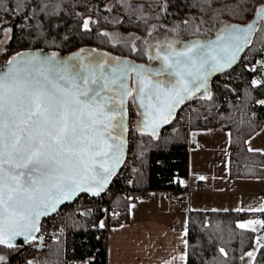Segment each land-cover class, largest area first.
I'll use <instances>...</instances> for the list:
<instances>
[{
    "label": "trees",
    "instance_id": "1",
    "mask_svg": "<svg viewBox=\"0 0 264 264\" xmlns=\"http://www.w3.org/2000/svg\"><path fill=\"white\" fill-rule=\"evenodd\" d=\"M71 1L0 0V39L6 29L10 31L1 53L5 61L20 51L69 53L85 47L138 59L146 54L142 46L150 30L181 39L211 38L225 25L253 22L256 8L264 4V0H211L210 4L203 0H89L68 10ZM254 28L253 42L244 48L237 65L220 71L206 96L188 99L194 108L183 121L172 118L156 135L138 132L130 184L114 180L111 189L94 201H108L115 190L125 187L111 197L109 204L127 219L130 202L145 196L142 190L183 188L180 179L188 175V136L196 129L228 131L230 177L264 178V152L247 147V140L264 123V67L256 65L264 54V20L259 17ZM110 31L134 33L138 51H133V41L112 42ZM241 64L242 71L232 73ZM229 73L232 76L227 79ZM256 77L259 81L253 84ZM257 214L264 215V211L188 210L186 264H240L253 244L254 231L239 226L238 221ZM102 217L98 204L72 206L67 232L70 256L88 258L89 264H106V235L97 224ZM118 221L113 219L111 223ZM33 246V241L23 247L0 244V252L12 251L0 264L60 263L61 244H51L41 256H35ZM250 264H264V244Z\"/></svg>",
    "mask_w": 264,
    "mask_h": 264
},
{
    "label": "snow or ice",
    "instance_id": "2",
    "mask_svg": "<svg viewBox=\"0 0 264 264\" xmlns=\"http://www.w3.org/2000/svg\"><path fill=\"white\" fill-rule=\"evenodd\" d=\"M255 13L264 20V4ZM254 25H225L215 41L161 42L150 57L160 61L155 69L79 53L13 56L0 71V244L13 247L18 236L27 242L49 210L79 192L103 191L122 162L128 97L154 132L186 97L207 93L209 75L230 67L253 42Z\"/></svg>",
    "mask_w": 264,
    "mask_h": 264
},
{
    "label": "crops",
    "instance_id": "3",
    "mask_svg": "<svg viewBox=\"0 0 264 264\" xmlns=\"http://www.w3.org/2000/svg\"><path fill=\"white\" fill-rule=\"evenodd\" d=\"M197 136L198 133L192 134L191 139L194 140ZM196 145L195 141L193 147ZM193 147L188 148V175L180 179L182 186L187 190L180 194L178 208L169 206L170 193L167 189H152L145 199L131 203L125 223H111L113 219L106 218L98 220L100 228L107 227L106 264H186L188 210L250 211L260 206L264 209V178L230 177L227 171L228 155L224 171L222 166L219 167V163H216L219 172L217 168H210L203 172V175H197H207V179L195 178V185L190 182ZM198 147L202 148V145ZM251 149L264 152L260 147ZM211 151L217 156L219 148L217 145H211ZM211 167L214 165L211 164ZM196 173L199 172L196 170ZM195 191L218 193V197L210 194L211 196L199 198L196 197L198 194L193 195ZM221 194H224V197H220ZM250 194L255 195L256 199L250 201L252 206H246ZM200 205L208 206L206 208Z\"/></svg>",
    "mask_w": 264,
    "mask_h": 264
},
{
    "label": "rangeland",
    "instance_id": "4",
    "mask_svg": "<svg viewBox=\"0 0 264 264\" xmlns=\"http://www.w3.org/2000/svg\"><path fill=\"white\" fill-rule=\"evenodd\" d=\"M88 1L89 0H72L70 2L68 10L70 8H72L73 6H76V5L84 6L88 3ZM9 35H10V31H9V29H6L4 37L0 39V70L1 71L5 70V68L7 66V62L9 61V60L5 61V59L1 56V53L4 51V44L8 40ZM161 36H164V35L152 34V30H150L147 39L144 41L145 45L142 46L144 48V50L147 52V47H148L149 43H151L153 40H155ZM171 37L181 39V37H179L177 35H174ZM109 38L114 43L115 42H122V41H131V42L133 41L132 43L135 47L133 49V51H138L137 50L138 45L136 44V42L134 43L137 36L134 33L121 34L118 31H110ZM102 51L109 52L112 54H116V53H113V52H111L109 50H105V49H102ZM117 55L126 56L125 54H122V55L117 54ZM138 60H142V61L147 60V54H145L143 57H141V56L138 57ZM246 65L248 67H250L251 69H253L250 65H248L247 62H246ZM256 65H258L260 68L264 67V54L257 61ZM254 81L257 83L259 81V79L256 77V79ZM197 133L199 136L195 137V139H194L196 141L197 145H196V147L192 146L193 147V150H192V154H193L192 155V169H191V175L192 176L190 179V182H192L194 185L196 184V181H197L195 178H200L197 175H200V174L203 175V172L209 170L210 168L216 169L217 168L216 163H219V167L222 166V170L224 171V168H226V165H227V155H228V131L226 129L219 128L216 131H211L209 129H196V130L189 132L188 139L192 138V134L196 135ZM135 144H136V142H135ZM199 145H202V148L198 147ZM211 145H217V147L219 148V153L217 154V156H215L216 154H213V151H211ZM247 147L248 148L260 147V148L264 149V123H263L261 130L259 132L255 133L254 135H252V137H250L248 139ZM211 164H213L214 167H211ZM196 170L199 173H196ZM217 170H218V172L220 171L218 168H217ZM204 179H207V175H204ZM205 187H206V185H205ZM148 194H149V190L145 194V196L138 197L135 200H133L132 202H130V205H131V203H134L135 201H137V203L142 201L143 199H145L147 197ZM196 194L199 195V196H196L199 198L200 197L205 198L206 196H209L210 194H212L215 197H218V193H212V192H203V191L193 192V195H196ZM244 194L245 193H243V196H245ZM251 194H253V193H251ZM251 194H250V198H248V200H247L246 206H252L251 202L255 201V199H256V196L251 195ZM220 197H224V194H221ZM200 206L206 207L208 205H200ZM253 208H255V207H253ZM250 211L258 212V211H264V209L263 208L261 209V206H260L258 208H255V210H250ZM238 224L241 227L250 228L254 231L253 244L244 253V255L242 256L241 263H240V264H250L252 262L254 256H255V254L257 253L259 247L264 244V215L257 214L254 216L245 217L243 219H240L238 221ZM11 252H9V251H7L5 253L0 252V256L4 257V259H5L11 254ZM248 253H252V255L249 256V255H247Z\"/></svg>",
    "mask_w": 264,
    "mask_h": 264
},
{
    "label": "built area",
    "instance_id": "5",
    "mask_svg": "<svg viewBox=\"0 0 264 264\" xmlns=\"http://www.w3.org/2000/svg\"><path fill=\"white\" fill-rule=\"evenodd\" d=\"M243 65L241 64L239 67L235 68L232 73L238 74L242 71ZM232 76L231 73L227 74L225 77L230 79ZM194 108L193 101L187 100L183 102L175 111L174 119L176 122H181L184 120L185 115L189 114ZM130 118L128 121V153L120 167V170L114 174L111 178L108 187L104 192H107L111 189L112 182L115 181H122V183L126 186L130 184V172L132 168L135 166V159H136V151H135V142L137 138V131L135 128V118L134 112L132 108H130ZM195 145L194 140L188 141V148ZM204 189V187H202ZM126 188L123 187L121 189L115 190V192L110 196L109 200H98V202L93 200V198H100L99 196H91L88 194H81L77 196L72 202L64 204L59 209L54 211L51 214L45 215L39 226V230L37 231L36 237L33 240L34 246L32 247V252L35 256H41L49 250V247L53 243H59L62 247V259L59 264H89L88 258H76L69 255V247L67 245V232H68V215L70 209L73 205L77 206L80 204H88L91 205L92 203L98 204L99 211L102 213L103 217L107 220L109 219H117L119 220L118 223L123 224L126 221V218L123 217L120 211L117 208H113L110 206L109 201L111 197L118 191H125ZM187 190V188L181 189H169L170 198H169V206L172 208H178L180 206L179 196L182 191ZM142 195L146 194L145 190L141 191ZM102 198V197H101ZM264 198V194H263ZM73 204V205H72ZM106 228H101L103 232H106ZM95 255H92L94 257ZM91 258V257H90ZM104 260V259H103Z\"/></svg>",
    "mask_w": 264,
    "mask_h": 264
},
{
    "label": "water",
    "instance_id": "6",
    "mask_svg": "<svg viewBox=\"0 0 264 264\" xmlns=\"http://www.w3.org/2000/svg\"><path fill=\"white\" fill-rule=\"evenodd\" d=\"M258 19H259L258 16H255V17H254V21H257ZM228 25H229V24H228ZM235 25H236V24H235ZM241 26H245V25H241ZM254 26H255V25H254ZM222 28H223V27H222ZM219 33H220V31H219L214 37H211V38L178 39V40H176V41H179V42H182V43H186V42H190V41H194V40H200L201 42H207V41H210V40H211V41H215L216 38H217V35H218ZM152 45L155 46L156 44L154 43V44H152ZM160 47H161V45H159V47H158V49H157V53L160 51ZM176 47L179 48L180 45H176ZM156 48H157V46H156ZM80 50H82V49L80 48V49H77V50H75V51H73V52H69V53H67V54H69L70 56H73V54L79 53ZM18 53H19V54H27L28 56H33V55H35V56H37V57H45V56H51L53 53H55L56 56H58V55L63 54L64 52L50 51V50H46V49L26 50V51H20V52H16V53L12 54L8 60H10L13 56H16V57H17V60H21V59L26 58V57H22V56H17ZM242 53H243V51L240 52V53H238V54H237V57H236V61H235L230 67H225L223 70L231 69V68H233L235 65H237V63L240 61V58H241V56H242ZM64 54H65V53H64ZM149 56H150V57L155 56V55H152V52L150 51V47H149ZM80 57H81V56H80ZM98 57H99L101 60L106 59L105 61H112V62H114V63H120V64H124V63L126 62L128 65H144L146 68H153V69L160 67V62H159V65L154 66V65H152V64H150V63H142V62H139V61H137V60H135L134 58H131V57L114 58V57H110V56H102V57H101L100 55H98ZM8 60H7V61H8ZM7 64H8V62H7ZM0 71H1V70H0ZM219 72H220V71H213V72L209 75V77H208V81H207V93H206V94H205V92H204V89L201 88L199 92H193V94H192L191 97H194V96H197V95H200V96H206V95L209 93V91H210V86H211V81H212V79H213V78H214ZM134 75H135L134 72H132V71L129 72V79H128V85H129V88H131V85H132V84H131V80H132V77H133ZM160 78H165V77H160ZM191 97H186V99L184 100V102H185L186 100L190 99ZM137 103L139 104V102H137ZM181 104H182V103H181ZM181 104H179V105L173 110L172 115L168 118V120L174 115L175 111L177 110V108H178ZM125 107H126V106H125ZM140 111H141V113H142L144 110L140 108ZM125 112H126V111H125ZM124 118H125V114H124ZM144 119H145V118H144L142 115H140V122H141L142 120H144ZM149 120H150V118H149ZM165 123H166V122H163V121H157V122H156V126H155V131H154V132L151 131V128H152V125H151V124H149V127H148V128H145L144 125L140 123V124H141V125H140V129H141V132L149 133V134H152V135H156V134H157V133H158V132L164 127ZM125 128H126V123H125V119H124V130H123L124 145H123V153H122V157H121L122 162H121L118 166L115 167L114 174H116V172L120 169L121 164L123 163V160H124V157H125L126 149H127L126 131H125L126 129H125ZM114 174L108 179V182H107L106 186L104 187L103 191H100V192H99V194H93V192H79V193H77L75 196H73L70 200L63 201V202H61L60 204H58L57 207H56V210L59 209V208H60L61 206H63L64 204H67V203H69V202H72V201H73L77 196H79L80 194H88V195H93V196L102 194V193L106 190V188L108 187L109 182H110L111 178L114 176ZM56 210H55V211H56ZM53 212H54V211L49 210L48 214H51V213H53ZM48 214H47V215H48ZM44 216H45V215H44ZM44 216H41V217L39 218V221H38V223H37V227H38V229H39V226H40V222H41V220H42V218H43ZM36 234H37V231L31 233V235H28L27 242H25V237H24V236H18V237H15V238L11 241V243L14 245V247H15V246H22V247H23L26 243L31 242V241L36 237ZM26 235H27V234H26ZM3 245H6V244H3ZM6 246H7V245H6ZM22 247H21V248H22ZM19 251H21V250H19Z\"/></svg>",
    "mask_w": 264,
    "mask_h": 264
},
{
    "label": "flooded vegetation",
    "instance_id": "7",
    "mask_svg": "<svg viewBox=\"0 0 264 264\" xmlns=\"http://www.w3.org/2000/svg\"><path fill=\"white\" fill-rule=\"evenodd\" d=\"M178 40V38H173V37H168V36H161V37H158L157 39L153 40L151 43H149L148 47H147V60L145 61H142V60H138V59H135L139 62H142V63H150L154 66L156 65H159V62L158 60H153V59H150V56H149V47H150V51L152 52V55H156L157 54V49L159 47V45H161V42H164V41H176ZM156 44L155 46L152 45V44ZM157 46V48H156ZM84 51H81L79 52L80 56L81 57H87V58H97V59H100L98 57V55H100L101 57L102 56H110V57H114V58H122V57H128V56H119L117 54H112V53H109V52H104L102 50H98L96 48H92V47H85L83 48ZM68 57H71L69 54L67 53H63L61 55H58L57 56V59H65V58H68ZM106 60V59H104ZM131 84H132V80H131ZM132 86V85H131ZM133 110L134 112V118H135V128H136V131H137V134L138 132H141V129H140V106L139 104L136 102V103H133L132 102V97H128L127 98V103H126V112H125V123H126V141H127V149H126V153H125V157L128 153V147H129V144H128V121H129V118H130V111L131 109ZM172 118V117H171ZM171 118L165 123V125L171 120ZM164 125V126H165ZM164 128V127H163ZM124 157V159H125ZM124 161V160H123ZM122 165V164H121ZM17 247V246H15Z\"/></svg>",
    "mask_w": 264,
    "mask_h": 264
},
{
    "label": "bare ground",
    "instance_id": "8",
    "mask_svg": "<svg viewBox=\"0 0 264 264\" xmlns=\"http://www.w3.org/2000/svg\"><path fill=\"white\" fill-rule=\"evenodd\" d=\"M119 170H120V169H119ZM119 170H118V171H119ZM118 171H117V172H118ZM117 172H116V173H117ZM91 196H93V195H91ZM95 196H99V195H95Z\"/></svg>",
    "mask_w": 264,
    "mask_h": 264
}]
</instances>
